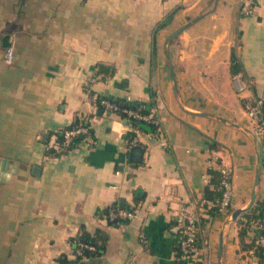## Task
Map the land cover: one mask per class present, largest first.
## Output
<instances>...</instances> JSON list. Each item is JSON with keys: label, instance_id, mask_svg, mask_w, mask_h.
<instances>
[{"label": "crops", "instance_id": "1", "mask_svg": "<svg viewBox=\"0 0 264 264\" xmlns=\"http://www.w3.org/2000/svg\"><path fill=\"white\" fill-rule=\"evenodd\" d=\"M240 4L0 0V264H78L83 232L106 238L88 264H188L172 231L182 210L199 220L200 264H261L233 214L264 199V142L247 114L264 94V0L252 16ZM104 95L153 103L168 146L100 112ZM78 113L95 143L60 154L57 132ZM221 166L234 191L222 213L204 197ZM117 202L134 216L110 222Z\"/></svg>", "mask_w": 264, "mask_h": 264}, {"label": "built area", "instance_id": "2", "mask_svg": "<svg viewBox=\"0 0 264 264\" xmlns=\"http://www.w3.org/2000/svg\"><path fill=\"white\" fill-rule=\"evenodd\" d=\"M240 1V12L242 15L252 16L255 14L257 0ZM6 60L9 63L13 62L14 52L12 49L7 51ZM235 79L238 84L239 91H243L248 87L249 84L243 80L242 74H237ZM94 80V78H91L90 83ZM98 101L100 102V105L104 111L108 113L116 114V112L120 109L115 102L104 96L99 97ZM123 111L128 115V117L137 118L153 124L157 128L156 131H154V134L161 137V143L163 146H168L166 139L162 136L163 134L159 126V121L155 116L153 109L149 114L146 115L140 114L138 111L132 109L125 108ZM247 114L249 118L255 123L256 131L261 134L264 142V94L259 98H256L252 104H248ZM76 118L78 119V124L71 129H67L64 133L63 141L60 143L57 142L56 144V149L60 154L70 152L74 148L78 147L82 142H87L89 145H93L95 143V139L93 137L92 116L87 113H78ZM78 136H83V139L76 143L74 147H72L74 138ZM218 171L220 174V180L217 189L221 193V196L217 204V211L222 213L230 208L234 197V191L231 170L226 166H221ZM133 216V211L123 207H118L110 211L108 218L110 221L118 222L119 220L130 219ZM243 226L251 227L253 230L261 231L257 238H255L254 243L256 247L264 248V209L262 212V217L259 219L241 217L240 228ZM172 231L177 236L179 258L186 260L188 264H200L203 256V247L199 244V220L197 216L194 213L182 210L176 215L174 224L172 226ZM77 238L75 241L77 242L78 247L75 253L77 258H79L78 264H82V261L86 260L84 249L96 250V247L92 244L78 241ZM256 247H254V251Z\"/></svg>", "mask_w": 264, "mask_h": 264}, {"label": "trees", "instance_id": "3", "mask_svg": "<svg viewBox=\"0 0 264 264\" xmlns=\"http://www.w3.org/2000/svg\"><path fill=\"white\" fill-rule=\"evenodd\" d=\"M239 70V64L237 62V57L235 54V51L232 54V72L236 73ZM104 97L112 100L113 102H115L118 106H119V110L116 112V114H118L120 117L126 119L130 124H132L133 126H137L138 128L144 129V130H152V131H156V127L153 124H150L148 122H145L144 120H140L137 118H133V117H128V115L123 111V109H132L135 111H138L140 114H149L153 108V103H145V102H139V101H133V100H129L128 98H122V99H115V98H110L109 95H104ZM99 102V101H98ZM100 105V102H99ZM101 107V105H100ZM78 124V119L75 118L74 122L67 126L66 128L59 130L57 132L58 135V141L57 142H62L64 139V133L67 129H71L73 128L75 125ZM93 137H94V133H93ZM83 139V136H78L76 138H74L73 140V144L72 147H74L76 145V143H78L79 141H81ZM211 174L213 176L212 179V183L214 184L213 188L211 189L210 186H206L205 188V192H204V197L206 199H210V200H214L215 202H218L221 196V193L218 191L217 187L219 184V180H220V174L219 171H211ZM118 207H123L129 210V207L122 202H117L114 205H112L110 208H108L105 211V214L110 213L111 210H113L114 208H118ZM217 209V206L215 207ZM264 209V199L262 200H257L253 206L245 213H243L239 218L238 221L241 222V217H248L250 219H259L262 217V212ZM127 220V219H126ZM125 220H119L118 222H122ZM112 223H115L117 221H110ZM261 231L259 230H253L251 227H247V226H243L240 228V241L241 244L243 245V247H256L254 240L255 238H257V236L260 234ZM251 233L253 235L252 237V243L251 244H245V238L246 236ZM76 240V239H75ZM74 240V249L76 251L78 245L77 242ZM78 241L81 242H85L88 244H92L96 247V250H87L84 249V255L86 257V260L92 259L94 257H97L99 255H101L105 249V242H106V238L105 236L101 233L98 232L96 234H89L86 232H83L78 238ZM256 254L260 259V263L264 264V248L261 247H256L255 248ZM79 258L76 259V261L78 262ZM86 260L82 261V264H88ZM61 264H67L65 261H62Z\"/></svg>", "mask_w": 264, "mask_h": 264}, {"label": "water", "instance_id": "4", "mask_svg": "<svg viewBox=\"0 0 264 264\" xmlns=\"http://www.w3.org/2000/svg\"><path fill=\"white\" fill-rule=\"evenodd\" d=\"M103 111H104V109L100 108V112H103ZM253 203H254V199L252 200L250 206L247 209H237V210H235V212L233 214V219L236 220L241 214L247 212L250 209V207L253 205Z\"/></svg>", "mask_w": 264, "mask_h": 264}]
</instances>
